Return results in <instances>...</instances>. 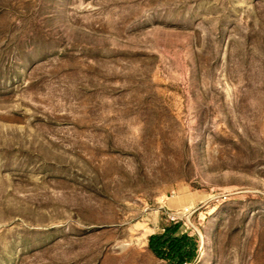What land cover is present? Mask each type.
Wrapping results in <instances>:
<instances>
[{
    "label": "rangeland",
    "instance_id": "1",
    "mask_svg": "<svg viewBox=\"0 0 264 264\" xmlns=\"http://www.w3.org/2000/svg\"><path fill=\"white\" fill-rule=\"evenodd\" d=\"M182 236L264 264V0H0V264Z\"/></svg>",
    "mask_w": 264,
    "mask_h": 264
},
{
    "label": "trees",
    "instance_id": "2",
    "mask_svg": "<svg viewBox=\"0 0 264 264\" xmlns=\"http://www.w3.org/2000/svg\"><path fill=\"white\" fill-rule=\"evenodd\" d=\"M167 239L163 236H153L150 239L151 247H153L158 254L162 253V248L165 246ZM194 245L186 236L171 239L168 241L169 253L171 259H179L177 264H181L184 258H191L193 255Z\"/></svg>",
    "mask_w": 264,
    "mask_h": 264
},
{
    "label": "built area",
    "instance_id": "3",
    "mask_svg": "<svg viewBox=\"0 0 264 264\" xmlns=\"http://www.w3.org/2000/svg\"><path fill=\"white\" fill-rule=\"evenodd\" d=\"M176 218V216H172V219H175Z\"/></svg>",
    "mask_w": 264,
    "mask_h": 264
}]
</instances>
